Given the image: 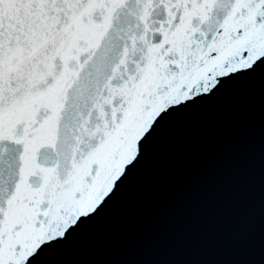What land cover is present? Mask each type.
I'll use <instances>...</instances> for the list:
<instances>
[{
    "label": "snow or ice",
    "instance_id": "6c2138e0",
    "mask_svg": "<svg viewBox=\"0 0 264 264\" xmlns=\"http://www.w3.org/2000/svg\"><path fill=\"white\" fill-rule=\"evenodd\" d=\"M261 57L264 0H0V264L63 239L161 113Z\"/></svg>",
    "mask_w": 264,
    "mask_h": 264
},
{
    "label": "water",
    "instance_id": "95a60500",
    "mask_svg": "<svg viewBox=\"0 0 264 264\" xmlns=\"http://www.w3.org/2000/svg\"><path fill=\"white\" fill-rule=\"evenodd\" d=\"M138 146L95 212L27 264H264V57Z\"/></svg>",
    "mask_w": 264,
    "mask_h": 264
}]
</instances>
